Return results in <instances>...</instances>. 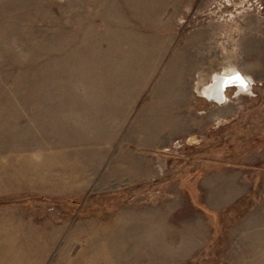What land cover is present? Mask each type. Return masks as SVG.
Masks as SVG:
<instances>
[{
  "label": "rangeland",
  "instance_id": "374dc122",
  "mask_svg": "<svg viewBox=\"0 0 264 264\" xmlns=\"http://www.w3.org/2000/svg\"><path fill=\"white\" fill-rule=\"evenodd\" d=\"M258 104L264 0H0V264H226L209 207L241 148L264 167Z\"/></svg>",
  "mask_w": 264,
  "mask_h": 264
},
{
  "label": "crops",
  "instance_id": "0c3cea01",
  "mask_svg": "<svg viewBox=\"0 0 264 264\" xmlns=\"http://www.w3.org/2000/svg\"><path fill=\"white\" fill-rule=\"evenodd\" d=\"M239 70L249 77L255 73L252 67H244V64ZM255 108L263 109L264 106L258 104ZM250 116L252 114H246L247 118ZM259 147L263 148L264 142L257 144ZM252 150L250 148L248 152ZM249 153L241 148L240 158H231V167L225 170L229 177L225 187L226 202L222 207H209L215 212L224 210L222 216L228 233L224 241L221 237L216 238L218 240L214 246L224 251L226 264H264V167L250 162ZM199 191L202 193V190ZM203 196L202 193L201 202L204 204Z\"/></svg>",
  "mask_w": 264,
  "mask_h": 264
},
{
  "label": "water",
  "instance_id": "95a60500",
  "mask_svg": "<svg viewBox=\"0 0 264 264\" xmlns=\"http://www.w3.org/2000/svg\"><path fill=\"white\" fill-rule=\"evenodd\" d=\"M237 77H239V79H237ZM252 85L253 84H251L250 79L239 69L233 71L231 75H224V73L222 72V74L217 78L215 88H217L218 91L222 93L223 98L217 99L216 97L207 96L206 99L210 102L222 104L227 100V95L225 96V93L229 88H236L235 93L238 94L240 92V88H242L243 90H248L249 88L252 89Z\"/></svg>",
  "mask_w": 264,
  "mask_h": 264
},
{
  "label": "bare ground",
  "instance_id": "6f19581e",
  "mask_svg": "<svg viewBox=\"0 0 264 264\" xmlns=\"http://www.w3.org/2000/svg\"><path fill=\"white\" fill-rule=\"evenodd\" d=\"M233 71H236V68L235 67L230 68V70H224L223 73H224V75H231L233 73ZM221 74H222V72L220 74H215L213 76L212 83L210 85H208L206 88H204L203 95L205 97H207V96H209V97H216L217 99L223 98L222 93H220V91H218V89L215 88V85H216V82H217V78ZM247 77L250 79L251 84H254L253 81H252V79L249 76H247ZM250 90H251L250 88L248 90H243L242 88H240V92H245V91H250ZM225 96H226V93H225Z\"/></svg>",
  "mask_w": 264,
  "mask_h": 264
},
{
  "label": "snow or ice",
  "instance_id": "6c2138e0",
  "mask_svg": "<svg viewBox=\"0 0 264 264\" xmlns=\"http://www.w3.org/2000/svg\"><path fill=\"white\" fill-rule=\"evenodd\" d=\"M237 79H239V77H237Z\"/></svg>",
  "mask_w": 264,
  "mask_h": 264
},
{
  "label": "built area",
  "instance_id": "2783aa9c",
  "mask_svg": "<svg viewBox=\"0 0 264 264\" xmlns=\"http://www.w3.org/2000/svg\"><path fill=\"white\" fill-rule=\"evenodd\" d=\"M260 6H262V5H260Z\"/></svg>",
  "mask_w": 264,
  "mask_h": 264
}]
</instances>
